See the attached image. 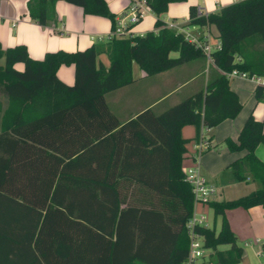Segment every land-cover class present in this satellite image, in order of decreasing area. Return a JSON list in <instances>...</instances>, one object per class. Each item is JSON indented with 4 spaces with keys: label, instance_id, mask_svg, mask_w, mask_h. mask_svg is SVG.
I'll return each mask as SVG.
<instances>
[{
    "label": "trees",
    "instance_id": "trees-1",
    "mask_svg": "<svg viewBox=\"0 0 264 264\" xmlns=\"http://www.w3.org/2000/svg\"><path fill=\"white\" fill-rule=\"evenodd\" d=\"M57 0H28L42 25L56 18ZM86 13H116L107 0H67ZM147 0L154 28L133 37L98 41L85 49L47 51L35 58L26 44L0 42V258L23 264H183L190 238L186 222L194 193L185 179L188 151L182 127H214L243 107L227 71L264 75V0H236L217 11L189 6L187 24L214 26L221 46L211 52L220 72L206 87L157 112L147 107L121 122L106 94L135 80L136 61L148 75L205 57L202 46L168 25L171 2ZM204 39L200 38L202 42ZM177 51L178 55H171ZM106 53L109 63L100 57ZM22 61L24 69L15 67ZM75 64V81L57 70ZM264 98V84L255 88ZM238 180H255L250 192L212 199L220 228L199 226L214 264H238L244 247L226 216L234 207L264 205V121L250 113L239 136H228ZM212 147L210 144L203 152ZM221 244H228L221 248Z\"/></svg>",
    "mask_w": 264,
    "mask_h": 264
},
{
    "label": "crops",
    "instance_id": "crops-1",
    "mask_svg": "<svg viewBox=\"0 0 264 264\" xmlns=\"http://www.w3.org/2000/svg\"><path fill=\"white\" fill-rule=\"evenodd\" d=\"M107 1L111 10L116 13V17L122 16L127 6L132 2V0ZM234 1L236 0L175 1L170 3L166 12L168 16L166 17L165 15L164 18L167 23L174 24V27H172L174 29L183 28V30H189L190 26L195 27L196 31L192 32L202 39H204L207 30H210L211 42L216 48L220 38L217 36L214 26L187 24L189 21V6L190 4H197L204 13H208L217 11L222 6ZM27 3L28 0H0V42L3 48L26 44L31 56L43 58L47 51L85 49L95 42L104 40L112 30V20L108 16L86 13L81 6L67 0H57L55 3L56 18L51 20L49 24L42 25L30 16ZM148 14L150 17L147 21L144 22L143 20L141 23L132 25L131 29L135 34H143L154 28L156 14L150 8L144 17ZM179 14L186 16L183 21L173 19ZM2 58L5 60L4 56H1L0 60ZM103 61L106 64L109 63V59L108 62L106 60ZM15 67L24 69L25 65L22 61H19L15 63ZM218 72H220V68L213 60H208L205 57L190 60L153 75L146 74L143 69L136 73L133 63L135 80L109 91L106 94V99L120 121L123 122L147 107H152L157 112L164 110L187 95L205 88L208 81L215 77ZM57 73L63 81L70 84L74 83L75 64L63 63L59 66ZM200 76L203 77L198 81L197 78ZM231 79L233 80L231 81V87L239 94L243 103L238 115L234 118H226L214 127H205L203 124L197 126L196 124L188 123L181 130L185 138L198 136L195 145L193 144L192 146L191 153L190 147L187 145L188 151L186 152L184 165L190 164L191 161H195L198 158L206 166L205 176L217 186V189L220 188L218 184H221L220 175L233 160L243 156L246 150L232 151L227 144L222 146L221 150H216L214 148L216 142H225V138L228 136L237 140L240 130L250 113L264 121V101L260 102L255 95V88L260 83L251 77L240 75L232 76ZM193 81V87L185 91L184 87ZM207 139L210 140L212 147L200 155L197 154L199 142ZM195 147L197 152L193 153ZM256 153L264 160V143H260L257 146ZM249 181H252L253 189L258 186V182L255 180H247V182ZM220 196L222 195H216L214 199L221 200L226 198ZM208 205L209 203L198 204V209L206 211ZM237 211L239 216L235 221L229 218L230 225L236 236L237 232L241 233L244 230L242 228L236 231L241 224L246 227L247 235L264 234V205L257 204L251 207H242L238 208ZM209 225L212 224L209 223ZM251 247V252L244 248L243 258L238 264H264L263 258L258 255L260 246L251 245ZM0 264H23V261L21 259L0 258Z\"/></svg>",
    "mask_w": 264,
    "mask_h": 264
},
{
    "label": "built area",
    "instance_id": "built-area-1",
    "mask_svg": "<svg viewBox=\"0 0 264 264\" xmlns=\"http://www.w3.org/2000/svg\"><path fill=\"white\" fill-rule=\"evenodd\" d=\"M149 8L147 0H132V2L127 6L124 14L116 18L115 28H113L105 39H103L106 40L112 38L113 36L133 37L136 35L131 27L146 15ZM199 12L204 13L200 8ZM168 25L170 27H174V24L172 23H168ZM177 30L183 31L188 38L198 42L204 49L208 60H212L211 52L215 48L211 42L210 30H207L202 42L200 41V37L190 30H183V28H178ZM220 46L221 42L217 44L216 48ZM227 74L229 77L236 75L251 77L257 80L258 83L264 84V75L255 74L250 76L246 71H240L237 68L227 71ZM209 145V139L199 142L197 146V154L200 155ZM184 173L185 179L191 184L194 193V211L186 222L190 245L188 257L183 264H203L204 259L210 256L211 248L206 245V238L198 227L208 226L209 220L206 211L198 209V204H208L210 200L214 199L217 192V186L207 179L198 158H196L195 164L184 165ZM245 245H259L260 248L258 250V255L264 260V235L245 241Z\"/></svg>",
    "mask_w": 264,
    "mask_h": 264
},
{
    "label": "rangeland",
    "instance_id": "rangeland-1",
    "mask_svg": "<svg viewBox=\"0 0 264 264\" xmlns=\"http://www.w3.org/2000/svg\"><path fill=\"white\" fill-rule=\"evenodd\" d=\"M165 15L167 17L168 13H166ZM149 17H150V15L148 14L146 17H144V19L142 18L140 21H138L135 24L141 23L143 20L145 22V21H147L149 19ZM184 17H186V16H183V15L179 14L176 18L173 17V19H175L177 21H183ZM189 30L196 31L195 27H193V26H190ZM171 55L176 56V55H178V52L177 51H172ZM100 57L103 60H106L108 62V56H107L106 53H102L100 55ZM4 62H5V60H4V58H2L0 60V64L4 63ZM134 65H135L136 73H138L139 71L142 70V68L140 67V65L136 61L134 62ZM202 77L201 76L198 77L197 80L199 81ZM231 81H233V80L231 79ZM193 85H194V81L189 83L186 87H184V90L186 91L188 88H192ZM263 101H264L263 99L260 100V102H263ZM197 138H198V136H189V138L187 140V145L190 147L189 148L190 153L192 152V150H191L192 146H193V144L195 145V143L197 141ZM213 138H214V136H213ZM224 145H226V142H222V141L221 142H216V144L214 145L215 146L214 148L216 150L217 149L221 150L222 146H224ZM194 150H193V153L197 152L196 147H195ZM192 164H195V161H191L190 164H186V165H192ZM200 165H201L202 170L204 171V173H206V169H205L206 166L203 164L202 161H200ZM220 180H221V184H218L220 188L217 189L216 195L219 196V194H220V195H222L220 197H226L225 199H229L230 197L231 198L232 197L235 198V197L244 195V194L248 193L249 191H251L253 189V186L251 184L252 181L247 182V180H245V181L238 180L236 178L232 168H230V167H227L225 169V171L220 175ZM257 185H258V183H257ZM238 208H242V206L234 207V208H230V209L226 210V216H227L228 220L230 218L233 221H235L238 218V216H239V213L237 211ZM206 213L208 214L209 223H211L212 225L216 224L217 229H219L220 225H221V221H222V216L220 214L215 216L214 209L212 207H210L209 205L207 206ZM236 227H238V226H236ZM242 228H244V230L241 233L237 232V242L240 245H242L244 248L249 250V252H251V248H252L251 245H245V241H247L249 239H254L257 236H263L264 234H250V235H247L248 231H247L246 227H244L243 224H241L240 227H238L236 229V231H239ZM228 246H229L228 244H221L220 245L221 248H226ZM211 253H212V248L210 250V256H208V257H206L204 259L203 264H214L213 261H212Z\"/></svg>",
    "mask_w": 264,
    "mask_h": 264
}]
</instances>
